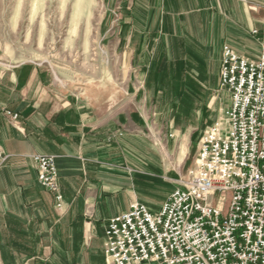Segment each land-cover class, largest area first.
<instances>
[{"label":"crops","instance_id":"0c3cea01","mask_svg":"<svg viewBox=\"0 0 264 264\" xmlns=\"http://www.w3.org/2000/svg\"><path fill=\"white\" fill-rule=\"evenodd\" d=\"M137 2L128 8L131 27L140 31L135 51L149 45L157 76L171 66L182 73L192 51L183 21L211 7L209 0H144L142 10ZM42 74L36 65L19 64L0 75V264H93L91 239L100 242L104 264L105 224L131 203L146 206L151 182L143 166L151 145L141 131L139 101L132 100L143 76L125 86L107 78L76 96L57 93ZM36 154L55 158L61 209L37 182Z\"/></svg>","mask_w":264,"mask_h":264},{"label":"rangeland","instance_id":"374dc122","mask_svg":"<svg viewBox=\"0 0 264 264\" xmlns=\"http://www.w3.org/2000/svg\"><path fill=\"white\" fill-rule=\"evenodd\" d=\"M137 1L144 9V0ZM209 5L183 21L182 34L192 49L183 72L176 75L171 66L157 76L149 65V45L135 51L140 31L131 27L132 0H0V75L11 66L36 65L57 93L81 96L101 80L135 85V75L142 74L132 100L139 101L141 131L151 145L143 162L151 178L146 206L157 212L193 167L200 134L223 119L229 105L228 94L215 87L221 46L257 55L250 30L260 29L264 0H209ZM142 12L138 20L145 18ZM168 56L170 62L175 58ZM88 248L93 264H100V242L91 239Z\"/></svg>","mask_w":264,"mask_h":264},{"label":"built area","instance_id":"2783aa9c","mask_svg":"<svg viewBox=\"0 0 264 264\" xmlns=\"http://www.w3.org/2000/svg\"><path fill=\"white\" fill-rule=\"evenodd\" d=\"M250 33L255 57L221 47L216 90L229 105L200 134L193 167L157 212L134 202L110 218L104 264H264V7ZM32 161L61 209L54 156Z\"/></svg>","mask_w":264,"mask_h":264},{"label":"trees","instance_id":"16d2710c","mask_svg":"<svg viewBox=\"0 0 264 264\" xmlns=\"http://www.w3.org/2000/svg\"><path fill=\"white\" fill-rule=\"evenodd\" d=\"M177 44H178L179 49H181L182 46H183V42L179 40ZM179 63H180L179 61H178L177 63H175V64H176V70H178V69L181 68ZM178 64H179V67H178ZM177 67H178V68H177ZM176 75H178V72H177V71H176ZM177 90H178V89H177ZM176 93L178 94L177 97H176V99L179 100V98H180L181 96H183V95H182V93L180 92V90L176 91Z\"/></svg>","mask_w":264,"mask_h":264},{"label":"bare ground","instance_id":"6f19581e","mask_svg":"<svg viewBox=\"0 0 264 264\" xmlns=\"http://www.w3.org/2000/svg\"><path fill=\"white\" fill-rule=\"evenodd\" d=\"M79 8H80V7H79ZM82 9H83V12H81L82 14L84 13V11H85V12L87 11V12H86V15H89V13H88L89 10H88V9L86 10V7H84V8L82 7ZM80 10H81V9H80ZM81 13H79V14H81ZM84 16H85V14H84ZM182 153H183V155H184V151H183V150H182ZM165 154H166V153H165Z\"/></svg>","mask_w":264,"mask_h":264}]
</instances>
